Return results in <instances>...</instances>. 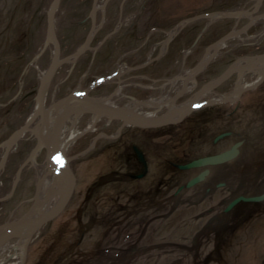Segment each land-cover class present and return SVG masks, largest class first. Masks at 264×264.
<instances>
[{"label": "rangeland", "instance_id": "1", "mask_svg": "<svg viewBox=\"0 0 264 264\" xmlns=\"http://www.w3.org/2000/svg\"><path fill=\"white\" fill-rule=\"evenodd\" d=\"M52 2L0 0V159L12 133L33 112L41 77L54 56L55 44L51 43L42 56L34 59L48 34L47 17ZM255 2L97 0L99 29L83 55L58 69L48 88V108L71 91L84 90L121 66L125 71L98 85L88 95L111 96L112 105H124L131 99L174 97L183 90L185 78L182 76L203 59L210 45L231 30H244L250 18L257 17L245 31L219 49L196 75L194 84L188 82L192 89L177 96L175 101L177 105L186 103L204 84L235 63L264 53V17H259L264 13V0L251 15L239 19L210 17L183 24L165 45L171 29L187 17L253 8ZM93 7L94 0H61L55 15V30L62 57L73 53L87 39ZM142 64L145 65L139 67ZM258 75L255 66L242 72L236 70L223 83L210 92L200 93L199 97L204 100L228 94L238 83H250ZM120 87L123 94H115ZM153 110L154 107L141 109ZM163 111L166 112L165 106ZM204 113L211 120L201 122L185 139L165 142L166 139L159 138L150 145L141 139L137 141L154 154H165L171 149L177 160H187L216 149L218 146L212 144L215 135L235 129L246 139V145L243 157L233 164L244 165L247 170L263 166V161L249 162L248 155L256 154L260 159L264 148V82L243 92L235 101L216 104ZM92 116L91 112L75 115L69 125L74 123L82 130L92 121ZM42 123L40 118L33 127L38 128ZM185 123L174 129L183 128ZM121 124L120 119L102 116L96 128L72 143L68 156L85 151L70 160L73 182L69 199L52 219L34 231L25 245L22 264H264V208L233 219L221 234L209 229L207 215H198V210L190 205H180L173 211L170 207H160L153 217L150 210L142 212L145 218L131 216L138 213L133 208L140 195L129 191L122 181H110L117 177L112 171L125 168V156L131 147L127 139H135L128 137L129 132L137 129L132 125L121 129ZM96 136L98 140L91 145ZM35 143L36 136L28 132L10 153L0 172V198L11 191L17 171ZM45 157L46 150H40L37 163L30 161L24 166L14 193L6 200L0 199V229L2 224L18 220L28 211L38 193L40 175L46 170ZM18 239L14 237L7 242L15 244ZM122 246H128L129 255L120 253ZM17 251V247H10L1 252L2 257L11 263L16 260Z\"/></svg>", "mask_w": 264, "mask_h": 264}, {"label": "flooded vegetation", "instance_id": "2", "mask_svg": "<svg viewBox=\"0 0 264 264\" xmlns=\"http://www.w3.org/2000/svg\"><path fill=\"white\" fill-rule=\"evenodd\" d=\"M211 108L212 106L207 109ZM207 109L195 110L186 115L180 122L160 126H136L137 129L130 130L128 137L132 136L135 139H127L131 147L130 152L125 156V168L112 171L117 177L110 178V181H122L121 183L129 187H127L129 191L140 195L137 198L141 199L135 202L133 208L134 210L136 208L138 213L131 216L145 218L146 216L142 212L144 211L145 214L150 210V216L153 217L154 211L160 207H170L173 211L180 205H190L198 210V215L204 217L207 215V227L209 229L221 234L231 226L233 219L251 215L254 211L264 208V197L258 201H248L241 198L231 205L235 199L242 196H264V164L262 167L256 166L253 170H247L244 165L233 164L243 157L246 145V139L239 135L235 129H226L215 135L212 144L218 146L216 149L189 157L187 160H177L178 158L174 157V151L171 149L165 154H154L153 151L147 150L137 141L141 139L150 145L151 142L157 141L159 138L166 139L165 142L185 139L190 135L188 133L194 131L201 122L211 120L204 113ZM184 122L186 123L183 128L177 129V125ZM175 126L176 129H174ZM226 131L231 133L221 137V134ZM239 141H242L239 146L240 153L231 161L202 167L181 168L179 166L195 158L227 150ZM221 142L224 144L219 145ZM160 143L163 144V142ZM248 156L249 162L256 159L264 163V148L259 155L260 159L256 154ZM206 169L208 172L203 179L190 187L187 186L192 178ZM122 179L137 180L138 182L132 184L124 182ZM130 249L134 248L130 247ZM120 251L124 256L129 255L128 246H122Z\"/></svg>", "mask_w": 264, "mask_h": 264}, {"label": "water", "instance_id": "3", "mask_svg": "<svg viewBox=\"0 0 264 264\" xmlns=\"http://www.w3.org/2000/svg\"><path fill=\"white\" fill-rule=\"evenodd\" d=\"M96 2H97V0H94L93 15H92L93 21H92V26H91V29H90V32H89L87 39L81 45H79L73 53L69 54L68 56L62 57L61 56L60 43H59V40L57 38V34H56V30H55V15L58 11L61 0H53L52 5L50 7V10L48 12V17H47L48 34H47V37L44 41V44H43V46H42V48L39 51L37 56L42 55L45 52V50L48 48L50 43H52V42L55 44L54 56L52 58L50 66L48 67L43 78L40 81V85L38 87L37 96H36L37 104L35 106L34 112L29 116L27 121L22 126H20L17 130H15L12 133V135L10 136V138L6 144L4 153L0 159V172H1V169L4 166V164L6 163V160L9 156L10 152L13 151L18 146V142H19L20 138L23 137V135L27 131L32 130V125L36 122V120L42 116V120L44 122L47 121L46 91H47L48 85L52 82L58 68L61 67L66 62H70V61L75 60L76 58H78L80 55H82L89 48L90 37H92L98 29V24H97L98 6H97ZM261 2H262V0H256V2L253 4V9L251 11L249 9H238V10H233V11H221L218 13L207 12V13H202V14L190 17V18H186V19L182 20L181 22L177 23L176 26L174 27V30L177 31L178 28L180 26H182L183 24H186L190 21H193V20H196L199 18H210V17L211 18H217V17H237V18H240L245 13L246 14L247 13H253L254 11H256L258 9L259 5L261 4ZM259 17H264V13L260 14ZM253 20H254V17H251L250 22H252ZM250 22L246 26V28L248 26H250ZM245 29L244 30H231V31L225 33L223 36H221L213 44V46L216 48L222 46L228 39L236 36L237 34H240L241 32L245 31ZM171 37H172V32H171L169 38H167L166 42L170 41ZM207 53L208 52H206L205 56L207 55ZM214 54H215V52L213 53L212 56H214ZM257 60H259L260 67L263 70L261 72L260 77L256 81L244 85L243 87L239 88L238 90H236L235 92H233L229 96H226V97L218 99V100L207 101V102L203 103V105L222 103V102L234 100V99L238 98L244 91L257 87L264 80V54L258 55ZM147 63H149V62H146V64ZM144 65L145 64H142L139 67H142ZM233 66L229 67L223 74H221L219 77L214 79L210 83L209 86L214 87L215 85L222 83L234 71L237 70ZM201 68H202V65L198 64L197 66H195L192 69L191 73L197 74L201 70ZM119 74H120V72L117 70V71L113 72L112 74H109L107 76L102 77L97 82L92 84L89 88H87L86 90H84L80 93L72 92V93L68 94L62 100L65 107L67 104H69V101H71L73 99L77 100V104H76V106H72L70 108L66 107V111L64 112L62 117L59 120H57V123L55 124L53 132L50 134L49 138L45 139V138L39 136L38 134H35L36 131L33 132V130H32L33 134H35V136L37 138V142L31 151V155L21 165L20 169L18 170L17 176L14 179V183H13V187H12L11 192L8 195H6L0 199L8 198L9 196H11L14 193V191L18 185V182L20 179V174H21L23 166L29 160H31L33 158V156L37 155L38 151L42 148H46L45 162H46V166L48 168V173H52L54 175V178H56L59 173H63V174L71 173L72 174V170H71L70 165L68 163H66L64 166L58 164L57 142H56L57 135L59 134V132L62 130L64 124L71 118L72 115L78 114L80 112H92L93 114H95L96 119L99 118L101 115H107V116H111V117H118V118L126 119L125 116H122L120 114L121 111L126 109L127 112H130V113L133 112L131 109H127L124 106L110 107V106H107L105 104L103 105L101 103H96V102H94V100L87 98V97L83 96V94H82V93H85V94L88 93L98 83L109 80V79H111V78H113ZM207 86L208 85L202 87L200 89L199 93L201 91H203ZM234 94L237 95V97L235 96L236 98L232 97V95H234ZM194 108H197V107L194 105H190L189 107H187L183 111V115L187 114L189 111L193 110ZM136 119H139L142 122H137ZM127 120H128V122H131L134 125L142 123L143 125L151 126V125L166 124L169 122L177 121L178 119H174V120H172V119H161L160 120L159 118H153V117H149L146 115L138 114L136 116V118L129 117V118H127ZM225 134L226 133H223V134H221V136H224ZM241 143L242 142L239 141L236 144H234L232 146V148H230L228 150H225V151L220 152V153L212 154V155L202 156V157L196 158V159H194L188 163L180 164L179 166L181 168L201 167V166H207V165H211V164H218V163H223V162L229 161V160L235 158L239 154V148L238 147ZM139 154H141V153L139 152ZM207 172H208V170L206 169L205 171H203L199 175L192 178L187 183V186L190 187L194 183L203 179L205 177V175L207 174ZM72 182H73V180H72ZM70 192L71 191L67 192V194H65L63 196V198L60 200V202H58L57 206L52 211L50 210L51 212L47 213L46 215H43L40 218L39 222L37 223V226L35 227V230L38 227H40L41 225H43L44 223H46V221L48 219H50L51 215L55 214L57 211H59L67 203V201L69 199ZM36 196H35L33 203L29 207L28 211L20 219L13 221V222H10L8 224H2L1 225L0 247L5 242L10 240L11 238L19 237L20 236L19 231L30 225V216L34 212H36L37 210L43 209V207L53 197V194L51 192H49L45 196L44 200H42L40 203L37 202ZM263 197L264 196H250V197H243L242 196V197L235 199V201L231 205L236 203L241 198L248 200V201H255V200L258 201V200H261ZM30 238L31 237H29L28 240Z\"/></svg>", "mask_w": 264, "mask_h": 264}, {"label": "bare ground", "instance_id": "4", "mask_svg": "<svg viewBox=\"0 0 264 264\" xmlns=\"http://www.w3.org/2000/svg\"><path fill=\"white\" fill-rule=\"evenodd\" d=\"M245 14H243V15H245ZM247 15H251V14L247 13ZM91 40H92V37H90V41ZM213 49H215V47H212L209 50V54L212 53ZM202 61H203L202 64H204L207 61V57H204L202 59ZM258 64H259V60L255 59V58H250V59H247L245 62H242V63H241V61L237 62L236 64H234L233 67L235 69L239 70L240 72H242L247 67H254V66L258 67ZM259 72L261 73L260 69H259ZM188 81L194 82L192 75H188L185 78V80L182 82L185 86V89L183 91H189L192 89L193 86L188 85ZM241 85L242 84L239 83L236 89H239ZM181 92H182V90L180 91V93ZM119 93L122 94L121 88H118V90L116 92V94H119ZM195 100H196V97L191 99L190 103L192 101H195ZM94 102L101 103L103 105L106 103V101L104 99H98ZM107 103H108V101H107ZM132 103H134V109H136L139 106L156 107V111L150 112V114H156L158 111L160 112L161 108H163L164 106H168L169 110L164 115L159 117L160 120L164 119V118L175 119V118L179 117L181 115V113L188 107V105H186V107L184 106V108L181 105L178 107L177 105H175L174 99L172 97L168 98L167 96L162 97L161 99H152V100H149L145 103H142V102H139L136 100H132V102L130 104H127L126 108L129 109V107ZM70 105H71V103L67 104L66 107L70 108L72 106H76V105H72V106H70ZM60 107H64V105H59V111L57 113L58 117L56 116L57 118L54 117V115L52 114L51 111H49L50 112V113H48L49 124L43 123L42 126L39 127V129L37 130V132L35 134H38L39 136H41L43 138H47L50 136V134L53 132L55 122L57 123V119L59 120V118L63 114V111H66ZM122 113L121 114L124 115L126 119L129 118L130 116H132L126 112H122ZM77 133H78V131H76V127L74 126V127L60 131L59 134L57 135L56 142L58 143L57 144V147H58L57 156H58L59 164H64L70 159L67 155V152H68V150L72 144L74 137L77 135ZM32 161L36 162V156H33ZM72 180H73V176L71 173H66V174L59 173L58 176L56 178H54L53 176L50 177L48 175V173L42 172V174L40 175V178H39V190H38V193L36 196L37 202L40 203L42 200H44L45 196L49 192H51L55 196L51 202L47 203L43 207V209L41 211H39V213L34 212L30 216V225L19 231L20 236H19L18 241L15 242V244H10L9 242H7L2 246V248L0 249V264H22V259L25 255L24 250H25V245H26L27 239L33 235V233L35 231V227L37 226V223L39 222L40 218L43 215H46L47 213L51 212L57 206L59 199H61L65 194H67V192L70 191ZM14 246L17 247L19 249V251H17L15 256H14V257H16V260L11 261V263H10L5 258L2 257L3 255L1 252L4 251L5 249H8V248L14 247Z\"/></svg>", "mask_w": 264, "mask_h": 264}]
</instances>
